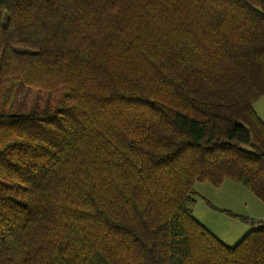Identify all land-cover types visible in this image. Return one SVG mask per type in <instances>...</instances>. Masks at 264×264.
Instances as JSON below:
<instances>
[{
	"label": "trees",
	"instance_id": "trees-1",
	"mask_svg": "<svg viewBox=\"0 0 264 264\" xmlns=\"http://www.w3.org/2000/svg\"><path fill=\"white\" fill-rule=\"evenodd\" d=\"M262 96L264 0H0V264H264L190 196L264 204Z\"/></svg>",
	"mask_w": 264,
	"mask_h": 264
},
{
	"label": "rangeland",
	"instance_id": "rangeland-1",
	"mask_svg": "<svg viewBox=\"0 0 264 264\" xmlns=\"http://www.w3.org/2000/svg\"><path fill=\"white\" fill-rule=\"evenodd\" d=\"M190 196L195 202L193 218L225 246L235 247L250 231L264 226V204L235 182L226 180L219 188L195 183Z\"/></svg>",
	"mask_w": 264,
	"mask_h": 264
},
{
	"label": "crops",
	"instance_id": "crops-1",
	"mask_svg": "<svg viewBox=\"0 0 264 264\" xmlns=\"http://www.w3.org/2000/svg\"><path fill=\"white\" fill-rule=\"evenodd\" d=\"M252 108L259 120L264 123V96L261 98L259 97V99L253 104Z\"/></svg>",
	"mask_w": 264,
	"mask_h": 264
}]
</instances>
